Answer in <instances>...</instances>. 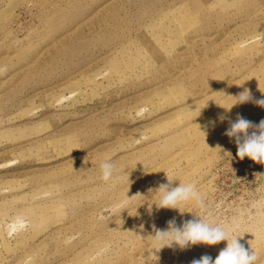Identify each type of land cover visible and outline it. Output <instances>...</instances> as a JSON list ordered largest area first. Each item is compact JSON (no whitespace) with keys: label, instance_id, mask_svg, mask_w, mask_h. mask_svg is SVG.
Here are the masks:
<instances>
[{"label":"rangeland","instance_id":"374dc122","mask_svg":"<svg viewBox=\"0 0 264 264\" xmlns=\"http://www.w3.org/2000/svg\"><path fill=\"white\" fill-rule=\"evenodd\" d=\"M245 88L264 98V0H0V264L215 259L226 241L152 243L206 215L150 209L166 175L264 264V165L225 135L264 120L225 110Z\"/></svg>","mask_w":264,"mask_h":264},{"label":"clouds","instance_id":"9594fccd","mask_svg":"<svg viewBox=\"0 0 264 264\" xmlns=\"http://www.w3.org/2000/svg\"><path fill=\"white\" fill-rule=\"evenodd\" d=\"M231 97L235 102L230 108H224L227 111H230L235 105L248 102H253L264 108V98H255L246 88L236 96ZM219 119L223 121L225 117L221 115ZM225 135L234 138L237 145L236 156L240 160L247 157L255 163L264 165V120H261L259 124H254L238 115L235 121L230 122ZM217 148L222 150L220 146L215 149ZM114 169L115 165L111 158L102 162L100 164L102 179L104 181L112 179ZM258 175L264 176V173H258ZM166 178L168 183L160 184L154 191L150 190L158 194L159 197L156 202L149 205L150 209L154 204L157 209H174L181 212L182 206L192 204L206 215H194L193 219L184 220L179 226L173 218L167 222L166 229H159L153 225V234L148 236L151 237L152 243L159 250L165 247H177L184 250L194 245L213 246L226 241V247L220 250L215 259L209 255H203L199 259H193L191 264H256L257 254L252 249H247L240 242L243 236L232 235L233 230L229 227L214 224L207 219L210 213L207 210L205 197L201 195L195 184L180 182L175 184V181L167 175Z\"/></svg>","mask_w":264,"mask_h":264},{"label":"bare ground","instance_id":"6f19581e","mask_svg":"<svg viewBox=\"0 0 264 264\" xmlns=\"http://www.w3.org/2000/svg\"><path fill=\"white\" fill-rule=\"evenodd\" d=\"M24 1V0H23ZM26 2V1H25Z\"/></svg>","mask_w":264,"mask_h":264}]
</instances>
